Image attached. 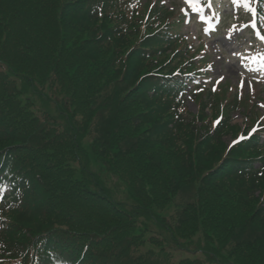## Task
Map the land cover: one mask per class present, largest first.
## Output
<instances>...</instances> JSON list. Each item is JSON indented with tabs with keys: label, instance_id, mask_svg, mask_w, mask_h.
<instances>
[{
	"label": "trees",
	"instance_id": "obj_1",
	"mask_svg": "<svg viewBox=\"0 0 264 264\" xmlns=\"http://www.w3.org/2000/svg\"><path fill=\"white\" fill-rule=\"evenodd\" d=\"M80 1L52 0V9L64 12L57 22L40 0H0V65L5 68L0 72V157L6 155L5 164L12 162L19 171L41 162L46 168L41 180L70 187L69 199L76 195L75 185L98 183L93 163L114 169L130 203L99 197L110 203H98L111 217L110 226L121 224L100 253L107 264H160L152 252L140 249L139 233L151 229L143 223L136 232L135 223L142 220L153 223L158 242L195 247L212 263L264 264V201L257 202L259 208H246L256 200L254 189L264 196V171L257 173L251 163L246 173L234 166L208 169L206 160L213 155L207 149L218 142L222 146L221 136L230 127L217 128L209 143L201 142L194 126L175 121L174 102L149 92L151 79L142 77L179 56L177 40L161 25L166 10L157 6L141 13L131 6L133 0H85L86 10L77 9ZM90 128L97 137L89 150L83 139ZM247 144L235 155L249 156ZM70 162L80 164L84 175L89 167L87 183L82 175L80 184L72 178ZM192 186L194 199L167 214L172 199ZM112 204L125 210L120 215L109 209ZM23 219L32 218L18 220L25 225ZM246 229L255 239H242ZM180 264L204 262L184 258Z\"/></svg>",
	"mask_w": 264,
	"mask_h": 264
},
{
	"label": "rangeland",
	"instance_id": "obj_2",
	"mask_svg": "<svg viewBox=\"0 0 264 264\" xmlns=\"http://www.w3.org/2000/svg\"><path fill=\"white\" fill-rule=\"evenodd\" d=\"M141 6L139 11L141 13H145L148 12V10L152 7V5H155V0H143L141 1ZM165 3L168 7L172 8L171 5L175 6V17L176 15L178 16V8L176 6V3L181 4L182 0H165ZM170 18L168 21L169 22L172 20H176V18ZM68 18V17H67ZM69 19H73L70 18ZM75 20V19H73ZM172 25V24H171ZM174 27L176 30H178V24L176 23V25L172 26ZM179 30H182L183 34L185 36L188 37L189 41L192 42V48H191V52H193V47L196 48V46H200L201 44L203 45V48L205 50V55H207L208 59L212 61V68L209 72V82L210 80L213 82H217L219 81V84H215L211 89H213V93L212 96L216 102V104L213 106L211 105L209 107V105H205V110L201 111L200 108V102L205 100L206 98H208L209 96H207L206 92H199L197 91L195 94L196 99L194 100V98L190 97V96H186L185 98V112L190 113V115L192 116H196L200 118V120H204V123L207 125V128H210L211 130H213L214 128L212 127V124L214 123V121L222 114V107L225 106V104L227 103V101L230 102L231 98H235L236 100V109L237 107H240L238 110H235L234 112H232L230 114V119H231V125L232 126H239V131L236 132L235 136H233L232 130L226 129V132H224L221 136V144L222 146H219V142L218 144L212 145L210 148L207 149V152L209 154H211V156L213 155V157H208L207 158V165L209 167H207L208 169H214L215 168V164L221 160V158L229 153L230 151H239L242 149L241 146H239L238 144H231L230 142L233 140H236L237 138L240 137L243 129H245V125H246V129L248 127V125L254 124L252 126H255V119L258 118L259 116H261L263 109L261 108L262 104L264 103V88H257V86L255 85L254 88L251 87V84H249V80H245L242 81L241 80V75L238 74L237 72V68L235 67V65L232 63L234 61L233 58V51L237 48V47H241L243 45V43H245L247 41V37H245L244 33L242 32V28L239 27V29L235 32H232V35L235 38H237L239 41L238 44H235V41L233 38L231 39H227L225 36L221 37V36H217L214 39H210V40H205V42H201L200 40L197 39V37H195V30H196V26L194 23H191L190 26L188 27L187 25H184V27L179 26ZM85 33H82V36H84ZM217 42V44L220 46L221 52L217 53L214 49V43ZM208 43V44H207ZM183 44H181L179 47H182ZM190 48V47H189ZM202 48V47H201ZM99 53L101 55H103V50L101 49L99 51ZM221 58H220V56ZM190 57H192L193 55L189 54ZM145 72H143L141 75H145ZM222 75L224 77V79H222L220 81L219 76ZM144 77V76H142ZM135 84V83H134ZM134 84L131 86V89H133ZM239 84V85H238ZM238 89L241 90L242 92V97H239L240 94L238 93ZM251 88V89H250ZM253 88V89H252ZM204 91V90H203ZM236 92V96L234 95ZM261 99L262 102H258L257 99ZM255 106H252V105ZM243 111V113L241 112ZM263 122V121H262ZM202 130V128H200ZM97 137L96 132H94L91 128L89 129V131L87 132V134L84 136L83 139V144L86 145V148L90 150V143L93 141V139H95ZM197 142V141H196ZM117 147L115 149L111 150V154L114 156V154L117 151ZM240 152V151H239ZM205 155V154H204ZM115 162V160H114ZM39 164H41L43 166V164L40 162ZM70 168H72V177L74 180L78 181V183L80 184L78 179L83 180V178H80L81 175L83 177H85L87 179L88 177V166H85L86 172L84 175L81 172L80 169V164H76L73 162H70L69 164ZM93 172L95 174H98L99 176H101L105 183H101V185L103 186L104 190L109 191L111 193H113L115 196H117L119 199H126L127 196H129V192L126 189V187L124 186V184L121 183V181L118 179L117 174L115 173V170L110 168V166L108 164L105 163H93ZM113 168V166H112ZM203 172V171H202ZM264 182V181H262ZM87 183V182H86ZM93 183V182H92ZM74 186V185H73ZM74 187H80L81 188V193L80 195L83 198L86 199H94L95 195L89 191H83L82 186H74ZM100 189L99 186H95L94 190L98 191ZM188 191H186L185 193H179L178 195H176L173 199H172V204L169 206L170 209L168 211H166L167 214H170L177 210V205L181 202V203H186L188 204L193 198V194H194V190H196V186H192L191 188L187 189ZM263 191H264V187H263ZM62 192L64 194H68V192H70V188H66V189H62ZM252 196L256 199L253 200V202L251 204H249L248 206H246L247 209H255V208H259L260 205H257V202L263 197V192L261 191V189H254ZM263 206V205H262ZM264 208V207H262ZM75 209L77 210V207H75ZM75 220H76V216L77 213L70 212L69 213ZM15 215L10 216L11 219L15 220L14 218ZM80 216L82 218V220L78 223V224H85L88 225V227L90 228L91 232H100L103 233L105 232V228L109 227V223L104 219H100L98 217V213L97 212H92V213H85V212H81ZM21 219V217H19V220ZM170 220H173V218H171ZM23 224L29 226L30 228L27 230L29 231V234L31 235H35L37 231H39L41 228H44L48 225V221L41 219V220H33V219H23L22 220ZM21 222V223H22ZM241 230H239L237 232V235H239ZM250 230L246 229L244 234L242 235V239H255V236H249L250 235ZM73 238V237H72ZM110 240V239H108ZM70 242L74 243L76 245V247L79 250H82L83 245L79 246L78 243H76V241L74 239H71ZM195 254V253H192ZM204 254V253H203ZM175 255L177 257H182V256H189L191 255V253L189 251H177L175 252ZM94 252L91 251L88 254V260L92 261L94 259ZM205 256V255H204ZM261 256L264 257V250H261ZM195 257H201V255H196ZM95 264H98L97 262Z\"/></svg>",
	"mask_w": 264,
	"mask_h": 264
},
{
	"label": "snow or ice",
	"instance_id": "obj_3",
	"mask_svg": "<svg viewBox=\"0 0 264 264\" xmlns=\"http://www.w3.org/2000/svg\"><path fill=\"white\" fill-rule=\"evenodd\" d=\"M163 2H165V0H161V3H163ZM235 2H236V0H232V3H235ZM256 2L258 3L259 0H256ZM185 3H186V4H189L191 7H195V4L192 3V0H185ZM211 6H212V3H211V0H209V7H211ZM246 7L248 8V11H249L250 13H252V14H256L257 9L251 7V0H248V3L246 4ZM182 11H183V9H182ZM261 39L264 40V36H261ZM210 70H211V68H210ZM219 79L222 80V79H224V77H223L222 75H220V76H219ZM220 119H222V117H221ZM219 122H220V120L218 119L217 121L214 122V124H218ZM259 130H260V129H258L256 126H254V127L251 129V131L249 132V136H251L252 134H255V133H256L257 131H259ZM241 139H244V137L241 136L238 140H233V141H231L230 143H231V144H236V143H238L239 140H241Z\"/></svg>",
	"mask_w": 264,
	"mask_h": 264
}]
</instances>
